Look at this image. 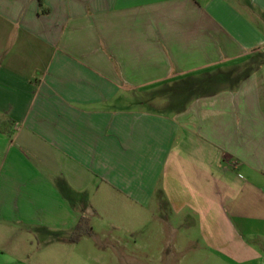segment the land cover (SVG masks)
<instances>
[{
  "label": "crops",
  "instance_id": "crops-1",
  "mask_svg": "<svg viewBox=\"0 0 264 264\" xmlns=\"http://www.w3.org/2000/svg\"><path fill=\"white\" fill-rule=\"evenodd\" d=\"M104 212L264 264V0H0V264H96Z\"/></svg>",
  "mask_w": 264,
  "mask_h": 264
},
{
  "label": "rangeland",
  "instance_id": "rangeland-1",
  "mask_svg": "<svg viewBox=\"0 0 264 264\" xmlns=\"http://www.w3.org/2000/svg\"><path fill=\"white\" fill-rule=\"evenodd\" d=\"M258 57L254 60L257 61ZM253 62L245 65L242 69V75L245 76L254 71ZM261 72V71H260ZM183 83L181 86H184ZM162 98H155L152 102L146 103V109H156L158 111H165L162 104ZM87 196L82 195V203L85 204ZM163 216L165 215L162 212ZM108 215V214H107ZM104 219L98 217L93 223V237L83 239L79 243L81 250H91L97 252L96 264H167L169 262L180 261L178 259L163 258V251L165 247L171 246L172 235H166V240H160L159 227L156 220L148 219L145 221V226L140 228L134 227L135 235L129 237L127 235L128 228L119 224L110 226L114 223L112 220L116 218L113 214L106 216L104 212ZM113 218V219H112ZM187 225V221H184ZM186 231L189 232L193 243L188 244L187 252H185V259L180 264H230L216 256L209 250H204L199 244V236L195 228L188 227ZM86 237V236H85ZM166 241V242H165ZM87 244V246H85ZM201 254V255H200ZM264 261V260H263Z\"/></svg>",
  "mask_w": 264,
  "mask_h": 264
},
{
  "label": "trees",
  "instance_id": "trees-1",
  "mask_svg": "<svg viewBox=\"0 0 264 264\" xmlns=\"http://www.w3.org/2000/svg\"><path fill=\"white\" fill-rule=\"evenodd\" d=\"M178 88V89H183L185 90L186 85L184 86H175L174 88ZM173 88V89H174ZM166 90H170L169 88H167ZM78 197L82 198V195H77ZM92 235V231L91 228L88 225V220L85 217H80L76 223V225L74 226L73 230L71 231L70 235L65 238L63 241L66 243H77L80 238L84 237V236H91ZM54 238H56L54 236Z\"/></svg>",
  "mask_w": 264,
  "mask_h": 264
}]
</instances>
